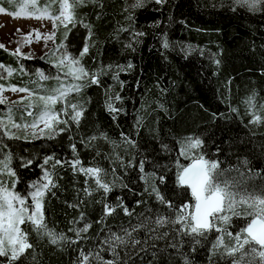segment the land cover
<instances>
[{"label":"trees","instance_id":"1","mask_svg":"<svg viewBox=\"0 0 264 264\" xmlns=\"http://www.w3.org/2000/svg\"><path fill=\"white\" fill-rule=\"evenodd\" d=\"M135 2L77 4L75 25L58 26L53 44L40 55L17 54L0 45V86L50 95L61 82L82 85L54 106L67 123L57 125L64 130L53 138H10L0 130V161L15 173L0 171V183L31 201L30 186L48 171L56 187L43 198L44 223L68 238L52 244L25 222L20 228L32 247L12 264H78L81 252L92 254L88 264H232L222 249L212 248L223 233L213 230L196 243L177 233L180 225L157 226L155 221L175 219L184 204L190 205L186 212L194 210L191 190L179 186L177 174L201 156L218 163L220 182L264 195V122H251L253 111L264 118V3L251 11L236 0H145L133 8ZM25 4L26 13L60 11L59 3L50 6V0H35V5L0 0L9 15ZM85 44L88 52L81 57ZM65 54L78 59L90 76L97 75L99 84L66 77L68 68L55 66ZM38 73L49 79L41 80ZM250 97L254 109L247 103ZM109 103L118 111L109 112ZM73 104L83 109L78 124L71 119ZM25 106L0 104V119L7 121L11 109L13 121L31 122ZM195 139L201 145L182 154ZM76 159L80 164L74 170ZM80 167L101 169L111 191L98 188ZM105 205L114 209L110 215L105 216ZM247 222L233 217L227 229L235 234ZM85 225L88 231L77 239L76 230ZM113 235L124 239L113 245L115 253L103 243ZM0 264H9L8 256H0Z\"/></svg>","mask_w":264,"mask_h":264},{"label":"snow or ice","instance_id":"2","mask_svg":"<svg viewBox=\"0 0 264 264\" xmlns=\"http://www.w3.org/2000/svg\"><path fill=\"white\" fill-rule=\"evenodd\" d=\"M87 0H50V6L52 3H59L60 11L57 15H52L48 8L42 10L38 9L34 13H26L25 8L21 7L19 11L13 13L16 18H35V19H50L55 30L59 21L65 28L68 23L75 25L73 9L77 4H84ZM94 2V0H93ZM145 0H136L132 5L133 8L142 7ZM156 3H162L163 0H155ZM31 3L35 5V0H31ZM236 3L240 6L247 7L251 11L258 10V6L264 3V0H236ZM0 12H4V9L0 8ZM84 27H89L84 25ZM17 31H20L17 29ZM33 33L27 34L23 37L24 40H28ZM37 40L41 38V34L35 33ZM55 33L43 36L45 42L50 39H54ZM136 36H141L143 33H136ZM67 33H65V38ZM91 36V32H89ZM62 46V45H61ZM129 47L131 45H128ZM2 47V46H0ZM164 47H168L165 42ZM88 52V45L85 44L84 49L81 51L80 56L83 57ZM19 54V49H17ZM219 63V61H217ZM57 68H68V71L64 73L66 77H71L73 80L80 81L85 78H90L92 84H99L97 75L90 74L84 70L80 65V61L76 58L70 57L67 54L60 59L59 63L55 65ZM3 67V66H0ZM132 67L131 64L128 65ZM123 70V69H121ZM8 75L11 76L12 72L10 69H6ZM41 80L49 79L43 73H38ZM2 78V77H0ZM113 79H116L114 76ZM60 80V77H57ZM81 84H72L71 86L65 85L63 82L60 83L53 94L51 95H40L35 97L36 100L42 103V109L39 113H33L31 111L33 102L29 100L25 106V115L32 117L31 123L20 124L16 123L12 119L11 109H9V115L7 121L0 119V130L3 135L13 138L12 132L9 130V125L14 129L23 128L25 131L31 130V134L34 137L47 136L53 138L60 131L64 129H58L57 125L60 123H67V121H61L59 114L54 111V106L59 102H66L67 97L72 92H79ZM5 91H11L13 93L27 92L28 97L31 98L34 94L25 88H16L15 86L5 88L0 86V104H6L7 100L3 97ZM25 98H22L21 103ZM116 99L120 97L117 95ZM250 108L256 107L254 103V97H250L247 101ZM72 108L71 119L79 123L80 117L83 115V109L78 105H70ZM109 112H116L118 109L114 108L111 103L107 105ZM261 110L264 111V105L261 106ZM252 123L264 122V118L255 111L252 112ZM115 118V117H113ZM43 125V127H40ZM18 138V137H16ZM95 139V137H93ZM201 145L199 139L190 140L185 146L182 154L187 155V152L192 149H196ZM73 151L75 148L73 147ZM52 159L48 157L44 163ZM28 161L27 164H30ZM57 164L61 163L56 161ZM80 164L78 159L72 161V167L76 170L77 165ZM0 171H6L9 176H14L15 173L8 167L6 161H0ZM27 166V165H25ZM219 165L215 161L205 160L202 156L198 157L197 160L190 166L184 167L182 171L177 174V181L179 186L187 187L191 189V196L195 200L194 211L186 210L190 207L188 204H184L177 210L175 219L157 218L155 223L157 226H163L164 224L180 225L176 229L177 233L181 236L187 235L191 237L196 243L200 240L197 238H206L207 234L213 230L217 233H223L221 236H217L215 243L212 245L213 250L222 249L221 255L232 258V264H264V195H256L251 193H242L234 189V186L230 185L227 181H219V173L217 169ZM143 169V164H141ZM79 172L85 176L95 178V182L98 188L104 190L105 193L111 191L108 184L103 183L100 177L102 172L99 168H83L78 169ZM163 180V177H161ZM14 186V185H13ZM32 191L29 193L31 204L25 197L16 194L14 191L6 188L3 183H0V256H8L9 264L17 260L26 249L31 248L32 245L27 242V234L24 233L20 225L25 222H30L33 229L46 235L49 238L50 243L56 244L59 241H66L68 238L63 234L57 235L52 230L47 228L44 223L43 214V198L46 192L51 191L56 185L48 171H44L43 177L40 181L34 182L31 186ZM87 192L88 190L85 189ZM157 197L161 203H164L162 197L157 193ZM171 207V205H169ZM114 211L113 208L105 205L104 213L105 216L110 215ZM125 213L128 214V210L125 209ZM243 216L247 218L248 222L240 230L233 234L228 231L227 225L233 217ZM223 225V226H222ZM90 225H85L83 228L77 229L75 232L76 238L81 237V233H86ZM131 235V233H128ZM229 238L226 242L224 236ZM76 243L77 240L70 241ZM124 243V239L121 236L113 235L110 238L103 241L104 244L111 248L112 252L115 253L113 245L116 243ZM234 242V243H233ZM139 243V241H136ZM9 252L11 255L9 256ZM92 254L80 253L82 257L78 264H88L89 258ZM95 259L101 260L102 258L97 254ZM103 264H113V261H104Z\"/></svg>","mask_w":264,"mask_h":264},{"label":"rangeland","instance_id":"3","mask_svg":"<svg viewBox=\"0 0 264 264\" xmlns=\"http://www.w3.org/2000/svg\"><path fill=\"white\" fill-rule=\"evenodd\" d=\"M57 25L63 26L59 21H57ZM17 29H19L20 31H17ZM55 31L56 29L55 30L53 29V24L50 19H35V18H23V17L16 18L14 15H9L0 12V45L16 52L17 49H19V53L23 55L33 56V55H40L46 52L49 46L53 44V39L47 40V42H45L43 36L49 35L53 32L55 33ZM36 32L41 34V38L39 40H37L36 38L35 35ZM29 33H33V35L30 36L28 40H24L23 37H25ZM72 84L74 83H70L68 86H71ZM2 95L7 100L6 104H10V105L24 106L28 104L29 100H31L33 102L32 108H35L36 106L39 107L36 113H39L43 106L41 102L35 99V97L40 96L38 94H34L33 97L29 98L27 92L13 93L11 91H5ZM22 98L25 99L21 103ZM26 123H31V122L22 121L20 124H26ZM40 127H43V125H40ZM11 132L14 135H22L25 138H31V139L38 138V137H34L31 134V130L25 131L23 128L21 129L11 128ZM196 160H194L191 164H193ZM8 189L13 191L10 188ZM28 203L31 204L32 202L28 201ZM10 255L11 253L9 252V256Z\"/></svg>","mask_w":264,"mask_h":264}]
</instances>
